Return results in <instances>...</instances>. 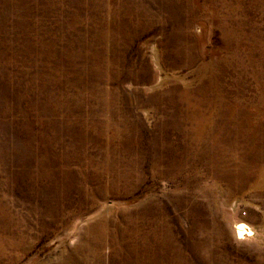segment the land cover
Here are the masks:
<instances>
[{
  "label": "rangeland",
  "instance_id": "rangeland-1",
  "mask_svg": "<svg viewBox=\"0 0 264 264\" xmlns=\"http://www.w3.org/2000/svg\"><path fill=\"white\" fill-rule=\"evenodd\" d=\"M63 254L264 264V0H0V264Z\"/></svg>",
  "mask_w": 264,
  "mask_h": 264
},
{
  "label": "bare ground",
  "instance_id": "bare-ground-1",
  "mask_svg": "<svg viewBox=\"0 0 264 264\" xmlns=\"http://www.w3.org/2000/svg\"><path fill=\"white\" fill-rule=\"evenodd\" d=\"M203 118H204V117H203ZM191 130H192V129H191ZM194 130H195V129H194ZM223 133H224V132H223ZM223 135H224V134H223ZM241 135H242V134H241ZM233 138H234V137H233ZM224 142H225V141H224ZM224 142H223V143H224ZM246 142H247V141H246ZM246 144H247V143H246ZM211 145H212V144H211ZM217 145H218V144H217ZM202 146H203V145H202ZM202 146H201V147H202ZM207 146H208V145H207ZM233 146H235V145H233ZM236 146H237V145H236ZM241 146H242V145H241ZM203 147H206L205 144H204ZM228 147H229V146H228ZM238 147H239V146H238ZM192 148H193V147H192ZM196 148H197V147H196ZM210 148H211V147H210ZM222 148H223V147H222ZM233 148H234V147H233ZM235 148H236V147H235ZM241 148L243 149V147H241ZM245 148H247V147H245ZM191 150H192V149H191ZM196 150H197V149H196ZM201 150H202V149H201ZM204 150H205V149H204ZM231 150H232V149H231ZM231 150H230V151H231ZM251 150H252V149H251ZM221 151L223 152V150H221ZM232 151H234V150H232ZM236 151H237V150H236ZM249 151H250V150H249ZM257 151H258V150H257ZM185 152H186V151H185ZM187 152H188V151H187ZM193 152H194V151H193ZM203 152H204V151H203ZM252 152H253V151H252ZM183 153H184V152H183ZM204 153H205V155H208V154H209L210 156H216V157H217V155H216L215 153H214V154H211V153H212V150H207V151H205ZM233 153H234V155L236 154L235 152H233ZM237 153L239 154L240 151H238ZM245 153H246V152H245ZM255 153H256V152H255ZM255 153H254V154H255ZM184 154H185V153H184ZM189 154H190V153H189ZM191 154H192V152H191ZM238 154H237V155H238ZM250 154H251V153H250ZM203 155H204V154H203ZM209 155H208V156H209ZM218 155H220V154H218ZM245 155H246V154H245ZM239 156H240V155H239ZM247 156H248V155H247ZM221 157H222V156H221ZM226 157H227V155H226ZM226 157H225V158H226ZM242 157H243V156H242ZM261 157H262V156H261ZM187 158H188V157H187ZM228 158H229V157H228ZM246 158H247V157H246ZM246 158H245V159H246ZM253 158H254V157H253ZM184 159H185V158H184ZM215 159H216V158H215ZM217 159H218V158H217ZM219 159H220V158H219ZM254 159H255V158H254ZM208 160H209V159H208ZM231 160H232V158H231ZM242 160H244V159H242ZM242 160H241V161H242ZM211 161H212V160H211ZM215 161H216V160H215ZM245 161H246V160H245ZM256 161H257V160H256ZM256 161H254V162H256ZM185 162H187V160H186ZM185 162H184V163H185ZM226 162H227V161H226ZM232 162H233V161H232ZM205 163H206V161H205ZM218 163H219V162H218ZM229 163H230V162H229ZM237 163H238V162H237ZM247 163H248V162H247ZM206 164H207V163H206ZM234 164H235V162H234ZM250 164H251V163H250ZM250 164H249V165H250ZM185 165H186V164H185ZM218 165H219V164H218ZM231 165H232V163H231ZM239 166H241V165H239ZM211 167H212V166H211ZM213 167H214V166H213ZM251 167H252V166H251ZM216 169H217V168H216ZM224 169H225V168H224ZM227 169H228V168H227ZM233 169H234V168H233ZM239 169H240V168H239ZM255 169H256V168H255ZM220 170H221V169H220ZM225 170H226V169H225ZM242 170H243V169H242ZM222 171H223V170H222ZM243 171H245V170H243ZM212 172H214V171H212ZM212 172H211V173H212ZM232 174H233V173H232ZM233 175H234V174H233ZM238 175H239V174H238ZM244 175H245V174H244ZM235 177H237V176H235ZM240 177H241V176H240ZM249 231H250V230H249ZM252 231H253V230H252ZM252 231H251V232H252ZM239 232L242 233V234H246V233H247V230H246L245 226H241V227L239 228ZM253 232H254V231H253ZM16 247H17V246H16ZM66 252H67V251H66ZM64 256H65V255L63 254V255L58 259L57 262L52 263V264H70L66 259L63 258ZM67 256H70V255H67Z\"/></svg>",
  "mask_w": 264,
  "mask_h": 264
}]
</instances>
